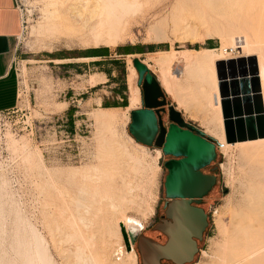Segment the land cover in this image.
<instances>
[{
    "label": "rangeland",
    "instance_id": "obj_1",
    "mask_svg": "<svg viewBox=\"0 0 264 264\" xmlns=\"http://www.w3.org/2000/svg\"><path fill=\"white\" fill-rule=\"evenodd\" d=\"M80 1L17 0L23 27L12 67L18 79L19 100L12 109L0 112V264H42V254L46 255L45 263L78 264L76 245L84 244L85 255L92 257L93 264H142L137 244L128 250L122 230L140 224L148 235L162 238L152 226L167 200L164 182L168 156L160 147L139 142L130 132V60L134 62L139 57L130 59V54H120L118 49L130 44L144 45V52L138 54L147 58L160 50L202 48L214 40L217 54L223 53L222 48L228 43L224 54L239 55L240 48L227 39V32L214 30L218 23L225 24L222 16L226 14L224 5L216 2L134 0L136 10L120 25L122 38L117 45L100 41L97 46L89 29L97 19L95 5L99 0H89V5H82H86L84 8ZM243 1L255 4L264 0ZM263 22L264 13L242 18L238 30L233 31L235 39L241 33L240 38L250 37L264 45ZM96 47H109L111 54L95 59L90 50ZM95 60L101 64H95ZM208 66H194L188 77L182 75V62H174L172 70L182 75L175 92L186 105L179 110L186 120L202 118L201 123L209 132V128L218 130V123L210 109L215 101L212 70L216 64ZM158 70L154 66L151 71L158 77ZM215 77L218 80L217 69ZM136 86L141 89L142 106L139 73ZM166 94L177 100L175 95ZM125 96L127 107H104L106 101L121 103ZM102 108H110L107 112L120 119L114 124H100L95 114ZM129 135L135 142L129 140ZM218 150V183L203 203L209 225L199 254L189 264H221L223 250L238 248L234 245L235 220L245 216L250 189L259 181L255 172L261 163L259 158L241 156L242 150L237 147L228 154L221 146ZM129 154L144 163L135 162ZM73 168L79 172L68 174L66 170ZM82 183L88 200L81 203L93 205L90 210L97 212H85L89 221L86 208L77 205ZM231 214L236 217L231 218ZM122 216L128 220L124 221L122 233H117L116 223L121 224ZM102 218L105 220L100 221ZM100 223L104 228L98 226ZM105 229L110 233H104ZM82 231L89 242L82 240ZM93 237L96 240L92 242Z\"/></svg>",
    "mask_w": 264,
    "mask_h": 264
},
{
    "label": "water",
    "instance_id": "obj_2",
    "mask_svg": "<svg viewBox=\"0 0 264 264\" xmlns=\"http://www.w3.org/2000/svg\"><path fill=\"white\" fill-rule=\"evenodd\" d=\"M143 87V107L131 111L130 132L139 142L162 147L172 158L165 162L167 219L155 229L168 235L166 244L142 234V226L130 225L122 230L128 250L138 238L142 264L191 263L200 251L197 239L202 240L209 225L208 213L200 202L216 183V176L202 169L217 158V146L212 137L196 124L185 120L182 112L167 99L164 88L151 69L139 58L134 59ZM226 141L236 143L264 137V97L259 64L255 56L238 57L216 62ZM168 106V108H166ZM167 114L169 126L165 124ZM170 219V220H168Z\"/></svg>",
    "mask_w": 264,
    "mask_h": 264
},
{
    "label": "bare ground",
    "instance_id": "obj_3",
    "mask_svg": "<svg viewBox=\"0 0 264 264\" xmlns=\"http://www.w3.org/2000/svg\"><path fill=\"white\" fill-rule=\"evenodd\" d=\"M81 1H82V4L81 3L80 4L82 6L84 3H87L89 0H81ZM133 1L134 0H132V2ZM210 1L212 3L216 2L218 5L219 4L224 5L226 14H224L222 17L225 20V24H219L218 23V25L214 26V30L216 32H219L220 30L226 31L228 34V37L226 36L227 39L229 38L231 41H233V43L231 42L233 45H236L237 48L238 47L240 48L239 55H236L233 57L225 55L224 53H226V51L228 49V46H227L228 43H227L222 48L223 53H221V54H217L215 49L213 50V49H208V48H202V49L160 50V51L152 53L150 56L148 54L149 57L147 56V58H145V57L141 58V56H142L141 54H132V55L128 56V57H130V59L133 57H139L140 60L143 63H145L151 70L154 66L158 67V69H159L158 70L159 71L158 72L159 73V75H158L159 80H160L162 86L164 87V89L168 93L175 95V98L177 99L176 101H178V103H179V106L176 107L178 110H179V107H183L186 105L185 101H182L180 98H178V95L176 96L177 93L175 92L177 90V89L175 90V88L179 84L178 80L181 79L182 75L184 77L190 76L192 68L194 66L196 67V65L200 66V65L206 64L207 66L208 65L212 66V64L215 65L216 61L228 60L231 58L247 57L249 59L252 56H255L257 58V61L259 64V76L261 79L262 93H263V97H264V45L263 44L261 45L257 40L252 39L250 37H244L243 36L244 37L243 38L241 36L242 38H240L241 33L238 36L239 38L235 39L236 36L234 37L235 34L233 32L235 29L240 27L239 23L241 22L242 18L245 19V17H250L251 14H253V13H264V1L261 3H255V4H252L253 1H249V3H248L247 1H243V0H210ZM76 2H77V0H76ZM94 2H92V3L94 4ZM132 2L130 0H99V4L95 5V9H97L98 12L96 11L97 13H95L94 16L97 19L94 18L96 21L94 22V24H92L91 29H89V31H92V36L95 39L94 41L96 42V44L97 43L100 44V41H101V43L105 42L106 44L103 43L105 45H117L118 41L122 38V33L120 32V25L125 20L124 18H126V16H128L131 11L136 10V8L133 9V7H135L134 5H136V3L134 4V2L133 3ZM135 2H136V0H135ZM97 3H98V1H97ZM88 5H89V2H88ZM90 5H92V4H90ZM84 6H86V5H84ZM84 6H82V7L84 8ZM136 7H137V5H136ZM93 8L94 7H92L91 10ZM89 19H93V17H91ZM250 22H248V23H250ZM241 27H243V26H241ZM262 27L264 29V22H263ZM159 31H161V30H159ZM159 31H156V32L158 33ZM248 33H246V34H248ZM154 34H155V31H154ZM158 37H159V35H158ZM161 39H162V37H161ZM97 46H98V44H97ZM151 61L153 62V64L151 63ZM176 61L183 63V71H182L181 76L176 75L172 70L173 63ZM129 70H130V73H129L128 80H129V89H130L131 97H130V105L128 108L130 110L131 109L133 110V109L138 108L141 104V89L138 86H136V78L138 76V71H137L136 67L134 66V62L132 59L130 60V69ZM212 72H213L212 74H214V76L212 78V80H213L212 83L214 84L213 88H215L214 89L215 90V93H214L215 101L211 103V100H210L211 107H212L210 109H212V114L214 116V120L216 121V123H218V130H215L216 128L215 129L209 128V132L211 131L212 134H215L219 138V141L221 143V148L225 153L228 154L229 151L232 150V148L237 147L240 150H242L241 156L244 155V157H245V155H247L249 157L251 155L252 157L255 156L256 158H259L261 161V163L258 166H256L257 168L255 167L256 168V171H255L256 176H257L259 181L257 182V184L254 185L253 188L250 189V195H249V198L247 200V210L245 212V216L238 221L235 220L236 223L233 227L234 232H235L234 233L235 234V238H234L235 244L234 245H235V247H238V248L236 250H232V251H229L227 249L223 250L224 252H223V255L221 256L222 257L221 258V264H264V137L256 138V139H249L246 141H238L236 143H229L226 141L225 130H224V120H223V116H222L221 96H220V91H219L218 80L215 77L216 76L215 67H213ZM109 109L110 108H102V110H103L102 112L95 114V119L100 124H114L120 119L118 115L108 113L107 110H109ZM129 138H130L129 139L130 141L132 140L133 142H135V139L131 135H129ZM137 144L139 146H142L143 148H146L145 145H142L140 143H137ZM124 151L126 152V154L128 153L126 150H124ZM161 152L162 151H159L158 154H161ZM129 156L131 159H133L137 163H139V162H140V164H141V162L144 163L142 161V159H140L141 160L140 161L136 156H134L132 154H129ZM155 160H156V158H155ZM141 168H142V166H141ZM137 169H139V168H137ZM66 171L68 174L71 175V174H77L79 172V169L73 168V169H69V170L67 169ZM49 172H51V171H49ZM85 188H86L85 184L82 183V186L79 188L80 195L78 196L79 197L78 204H77V201H76V204L78 205V207H80L82 205L83 207L86 208L85 209L86 211L84 210V213L85 212L89 213L91 211L90 207L93 205L86 206L85 204L81 203V201L86 202L88 200ZM93 198H94V196H93ZM79 204H81V205H79ZM120 208H122V207H120ZM93 212L94 211L92 209L91 213H93ZM117 212L119 213V211H117ZM80 213H82V212H80ZM96 213L97 212H94L93 215ZM85 216H86V220H88L89 218L87 219V217L89 215L86 214ZM96 216L97 215H95V217ZM111 217H112V215H111ZM235 217L236 216H233V215L231 216V218H235ZM122 218L123 219H121V224L118 221H117V223L114 222V223H116L115 229H116L117 233L121 232L122 228L125 227L124 221L128 220L124 216H122ZM83 219H85V218H83ZM83 219H80V220H83ZM219 219H220L219 222H221L222 217L220 216ZM86 220H83V221H86ZM102 220H105V219L102 218L100 221H102ZM116 220H118V219H116ZM88 221H86V224ZM231 221H232V219H231ZM80 223H81V221H80ZM89 223L90 222H88V224ZM101 223H100V225L98 224V226H101ZM106 223L107 222H105V224ZM110 223H111V221H110ZM110 223H108L109 225L107 224L108 227L110 226ZM232 223H234V222L232 221ZM125 225H126V223H125ZM89 226H91V225H89ZM102 226H103V224H102ZM113 226H115V225H113ZM105 227L108 228L106 225H105ZM229 227H227V228H229ZM98 228L101 229L100 227H98ZM102 228H104V227H102ZM99 229H98V232H100ZM115 229H113V230H115ZM229 229H227V230H229ZM87 230H89V229H87ZM90 230H93V229L91 228ZM102 230L104 231V229H102ZM107 230L104 233H107ZM227 230H226V232H227ZM109 231L110 230H108V232ZM74 233H76V232H74ZM98 234L100 236V233H98ZM79 235H81V237H83L82 240L86 243L87 238L84 236L83 231H82V233H79ZM93 235L95 237L94 233H93ZM73 237H75V235H73ZM94 237H93L92 242L94 240H96V239H94ZM75 238H77V236ZM90 238L91 237H88V240H90ZM79 239H81L80 236H79ZM104 241H105V239H104ZM84 242L82 244H84ZM87 242H89V241H87ZM80 243H78V244H80ZM90 243H89V245H90ZM95 244H96V242H95ZM226 245H227V243H226ZM76 247H77L76 248L77 250H75V251H77L76 253L78 256L76 255V253H75V255L77 256L76 258L79 259V261L77 262L78 264H93L94 263L92 261V257L90 258V256L85 255V250H86L85 244H84V246L83 245H81V246L76 245ZM39 249H40L39 253L41 252L40 254H42L43 253L42 249L41 248H39ZM222 249H224V248H222ZM94 252H95V250H94ZM97 254L95 256H97ZM42 256L43 257H41V258L44 261H41V262H43L44 264H51V263H49L50 261L45 263L47 260L45 254L44 255L42 254ZM98 259H99V256H98Z\"/></svg>",
    "mask_w": 264,
    "mask_h": 264
},
{
    "label": "crops",
    "instance_id": "obj_4",
    "mask_svg": "<svg viewBox=\"0 0 264 264\" xmlns=\"http://www.w3.org/2000/svg\"><path fill=\"white\" fill-rule=\"evenodd\" d=\"M22 27H23V18L21 11L18 7L17 0H0V112H4L6 110L12 109L13 107L16 106L19 100V84H18V79L13 71L12 65L14 59V51L16 49L18 37L22 31ZM216 46L217 44L214 40H209L206 43V45L202 48H208L214 50V49H218ZM105 53L107 52L104 49H98V47H96V48H91L90 55L91 57L97 59L100 57H108L111 54L110 53L109 55H105ZM138 53L139 52L132 54H138ZM124 55H128V54H124ZM94 63L101 64V62L98 60H95ZM92 75H97V74H92ZM170 98L171 97L167 96L168 101L176 106L177 102L174 99L172 98L170 99ZM142 107L143 105L138 108H142ZM180 111L183 113L182 110ZM164 119L165 121H169L168 116H165ZM202 120H203L202 118H197V119L187 118L186 121L196 124L199 128L205 131L208 136L212 137L216 142L219 143L220 142L219 138L213 134H210L206 130V127L201 123Z\"/></svg>",
    "mask_w": 264,
    "mask_h": 264
},
{
    "label": "flooded vegetation",
    "instance_id": "obj_5",
    "mask_svg": "<svg viewBox=\"0 0 264 264\" xmlns=\"http://www.w3.org/2000/svg\"><path fill=\"white\" fill-rule=\"evenodd\" d=\"M166 108H168V106H166ZM165 116H167V114L164 115V118H165ZM168 120H169V119H168ZM170 123H171L170 121H165V124H166L167 126H169ZM153 145H155V143H154ZM153 145H151V146H153ZM155 146H157V145H155ZM157 147H159V146H157ZM218 147H219V146H217V148H218ZM160 148H162V147H160ZM162 149H163V148H162ZM218 151H219V150H218ZM218 151H217V158H216L215 160L211 161V163H210L209 165H207L206 167H204V168L202 169V171H203L205 174L215 175V176H216V183L212 186V188L209 190V192H208L205 196H203V198L201 199L200 202H193V205H195V206H198V207H202V208H204V206H203L204 199H205L207 196H209V195L213 192V190L215 189V187H216V185H217V183H218V175H217V171H218V169H219V166H218V164H217V160H218ZM164 153H165V152H164ZM165 155L168 156L167 160H170V159H172V158H176V159H181V158H183V156L176 157V156H174V155H168V154H165ZM167 160H166V161H167ZM166 169H167V168H166ZM168 173H169V171H168V169H167L166 178H167ZM166 178H165V182H166ZM165 182H164V186H165ZM165 194H166V187H165ZM166 197H167V195H166ZM171 200H172L171 198L167 197V200L165 201V203H164V205H163V213L161 214L160 218L156 221V223L152 226V228H153V230H154L155 232H158L159 234L162 235V238H156V237H153V236H151V235H148V234L145 233L144 231L142 232V234H144V235H146V236H148V237H151V238H153V239H155V240H157V241H159L160 243H163V244H166V243L168 242L169 237H168L167 234L162 233L161 231L156 230V229H155V225H156L157 223L161 222L162 220L167 219V215H166L167 204H169V203L171 202ZM204 210H205V208H204ZM205 211H206V210H205ZM206 212H207V211H206ZM168 220H170V219H168ZM208 222H209V215H208ZM206 230H207V228H206ZM206 230L204 231L203 238H204V236H205ZM202 240H203V239H202ZM202 240L197 239V242H198V248H199V249H200V242H201ZM134 244H137V247H138V238L136 239V241H135ZM199 252H200V251H199ZM199 252H197V253L195 254V256H194V260L196 259V257H197V255L199 254ZM162 262H163L164 264H177V263L173 262L172 260H168V259H164V260H162ZM185 264H189V263H185Z\"/></svg>",
    "mask_w": 264,
    "mask_h": 264
},
{
    "label": "trees",
    "instance_id": "obj_6",
    "mask_svg": "<svg viewBox=\"0 0 264 264\" xmlns=\"http://www.w3.org/2000/svg\"><path fill=\"white\" fill-rule=\"evenodd\" d=\"M150 47H153V46H150ZM144 48H145L144 45H139V44L131 45L130 44V45H126V46L121 47L120 49H118L119 50L118 52L120 54H132V53H136V52L142 53V52H144ZM98 49H104L107 52V53H105V55H109L110 54L109 47H98ZM189 49H199V47L189 48ZM166 50H169V49H166ZM128 105H129V103H128L127 96L124 97V100L121 103L118 102V101H115V102L106 101L104 103V107H118V106L126 107ZM73 112H74V110L72 109L70 111V113L73 114Z\"/></svg>",
    "mask_w": 264,
    "mask_h": 264
},
{
    "label": "built area",
    "instance_id": "obj_7",
    "mask_svg": "<svg viewBox=\"0 0 264 264\" xmlns=\"http://www.w3.org/2000/svg\"><path fill=\"white\" fill-rule=\"evenodd\" d=\"M232 50H234V49H232ZM220 146H221V143H220Z\"/></svg>",
    "mask_w": 264,
    "mask_h": 264
}]
</instances>
